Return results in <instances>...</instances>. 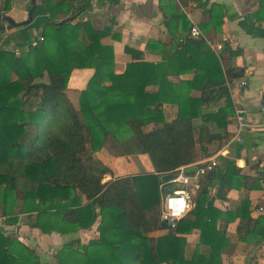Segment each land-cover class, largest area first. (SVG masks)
I'll list each match as a JSON object with an SVG mask.
<instances>
[{
    "label": "trees",
    "instance_id": "1",
    "mask_svg": "<svg viewBox=\"0 0 264 264\" xmlns=\"http://www.w3.org/2000/svg\"><path fill=\"white\" fill-rule=\"evenodd\" d=\"M40 1L48 16L39 36L43 40L35 39L24 51L0 49V216L5 224L15 226L18 213L35 214L33 229L71 235L90 230L99 219L95 237L63 245L57 264H223L229 240L217 225L220 219L238 221L240 242L261 245L264 215L253 221L248 200L233 212L215 206L231 190L261 189L258 179L232 159H221L223 172L200 179L194 208L175 227L164 230L159 221L161 177L214 156L231 139L235 107L229 85L243 77V68L229 66L222 52L191 39V25L178 11L166 24L176 25L170 35L177 44L164 63H146L140 53L126 49L138 58L115 74L114 48L101 43L107 33L70 19L77 15L78 0ZM9 7L10 0L0 3V14ZM261 11L264 0L249 21H264ZM223 21L221 8L212 6L203 33H220ZM187 64L189 72L194 70L191 81H166L181 72L170 68ZM85 69L92 76L71 102L72 73ZM159 73L164 81L150 79ZM150 86L157 92L150 93ZM185 89L201 95L189 97L182 94ZM163 104L177 107L174 120L166 122ZM100 152L146 155L154 173L102 183L112 172L93 159ZM155 232L162 234L154 238ZM195 232L198 244L186 258L187 236ZM0 264L40 263L15 235L0 232Z\"/></svg>",
    "mask_w": 264,
    "mask_h": 264
},
{
    "label": "crops",
    "instance_id": "2",
    "mask_svg": "<svg viewBox=\"0 0 264 264\" xmlns=\"http://www.w3.org/2000/svg\"><path fill=\"white\" fill-rule=\"evenodd\" d=\"M4 2L5 0H0L1 5ZM212 6L220 7L224 16L218 34L213 30L205 33L202 31V26L210 21ZM31 7V0H10L9 10L0 14L16 24L9 25L6 21L0 20L4 25V32L0 33V45L6 50L24 51L40 36L43 26L48 22V16L41 1L36 0L32 21L24 25L23 23L29 19ZM77 9V15L71 17V20L89 23L95 31L107 33L108 36L103 38L101 43L114 48L115 74H122L127 65L134 58H138L134 57L136 54L138 56V53L140 60L146 63L163 64L173 46L177 44V40L170 35V32L176 30V25L166 27V24L178 11L186 17L191 26L196 25L201 30L205 42L212 51L223 53L226 64L243 68V77L229 85V91L234 104L244 111V117L251 128L242 134L239 141L230 142L236 128V122H232L228 127L232 133L231 139L215 154L219 155L217 170L221 172L224 170V162L221 159H232L243 173L258 179L261 189L231 190L227 193L226 200L216 199L215 206L233 212L240 206L241 200H248L253 210V221L259 215H264V212L257 210L258 207L264 206V21H249V16L259 10V0H78ZM260 15L264 17V11H261ZM226 45L227 50L241 52L231 56L226 50ZM126 49L133 51L134 55L126 52ZM170 69L181 71L166 76V81L174 85L191 81L194 76V70L188 71L190 69L188 64ZM92 73V70L87 69L73 71L67 91L68 97L69 91L74 93V98L72 100L69 98L71 102H76L78 93L85 88ZM163 76L159 73L150 79L160 82L164 81ZM242 81L246 82V86L239 88ZM157 90V86L148 87L150 93H156ZM182 94L197 98L201 92L196 89H185ZM162 111L166 122L174 120L177 115V107L172 104H163ZM151 128L152 125L146 129ZM138 156L143 159H134ZM145 156L111 157L105 152H100L95 154L93 159L111 170L112 175H106L102 181L105 183L112 179L153 174V166L148 156L147 159ZM17 215L19 220L15 226L0 221V232L15 235L35 252L36 261L38 260L40 264H57L55 259L57 251L75 238L81 243L93 239L100 221L98 219L87 231L82 230L71 235L56 233L44 235L31 227L35 214ZM237 224L238 221L227 223L223 219L217 222L229 240V246L222 252L223 264H246L249 261L264 264V242L256 247L240 242L236 232ZM160 234L162 232H155L152 236L155 238ZM246 237L249 239V236ZM198 238V232L187 236L186 258L193 254Z\"/></svg>",
    "mask_w": 264,
    "mask_h": 264
},
{
    "label": "built area",
    "instance_id": "3",
    "mask_svg": "<svg viewBox=\"0 0 264 264\" xmlns=\"http://www.w3.org/2000/svg\"><path fill=\"white\" fill-rule=\"evenodd\" d=\"M189 37L193 40H203L205 41V36L201 32V30L196 26L192 25L189 31ZM39 41H42L43 38L38 37ZM246 86V82L242 81L239 84V88H244ZM234 104V102H233ZM235 109V122L236 128L233 134L232 141H239L241 139L242 134L248 129L251 128V125L248 124L244 117V111L238 108L234 104ZM221 154V153H220ZM219 155H214L208 159L200 160L198 163L188 166L181 167L177 169L172 174V178L168 182H162L159 186L160 193V204H159V221L166 222L168 228H173L177 224L178 221L184 219L188 213L194 208L195 196L198 190V183L202 177H204L207 173L213 172L217 170L219 166ZM195 166L196 169L193 172H186V169L189 167ZM168 185L172 187L170 189H166ZM177 192L187 193L186 200L191 205L190 209H186L184 212L173 216L171 215V210L167 207V201L170 197L175 196ZM179 198V197H177ZM258 212H264V206L258 207ZM1 222H5L4 217H0Z\"/></svg>",
    "mask_w": 264,
    "mask_h": 264
},
{
    "label": "clouds",
    "instance_id": "4",
    "mask_svg": "<svg viewBox=\"0 0 264 264\" xmlns=\"http://www.w3.org/2000/svg\"><path fill=\"white\" fill-rule=\"evenodd\" d=\"M241 166H243L242 163ZM186 197L187 193L177 192L175 196L168 199L167 207L171 210V215L176 216L186 209H190L191 205L187 202Z\"/></svg>",
    "mask_w": 264,
    "mask_h": 264
},
{
    "label": "water",
    "instance_id": "5",
    "mask_svg": "<svg viewBox=\"0 0 264 264\" xmlns=\"http://www.w3.org/2000/svg\"><path fill=\"white\" fill-rule=\"evenodd\" d=\"M35 1L36 0H31L32 7L29 10V19H28V21H26L25 23H23L24 25H28L32 21V18H33L32 17V14H33V11L35 9ZM0 20L6 21L9 25H14V26L16 25L10 18L3 17L2 15H0ZM1 32H4V25L0 21V33ZM195 169H196V167L195 166H192V167L187 168L186 169V172H188V173L189 172H193ZM171 178H172V174H166V175H163L160 180H161V182H168ZM160 225H161V227L163 229H167L168 228V225H167L166 222H161Z\"/></svg>",
    "mask_w": 264,
    "mask_h": 264
},
{
    "label": "rangeland",
    "instance_id": "6",
    "mask_svg": "<svg viewBox=\"0 0 264 264\" xmlns=\"http://www.w3.org/2000/svg\"><path fill=\"white\" fill-rule=\"evenodd\" d=\"M31 44V43H30ZM0 49H5V48H3V45H0ZM69 98L72 100L73 98H74V93H72V91H69ZM147 156H145V159H147L146 158ZM134 159H143L142 157H140V156H138V157H136V158H134ZM148 161V160H147ZM172 186L171 185H168L167 187H166V189H170ZM159 204H160V201H159ZM165 230H168V229H165ZM189 253V252H188ZM188 257V256H187Z\"/></svg>",
    "mask_w": 264,
    "mask_h": 264
}]
</instances>
